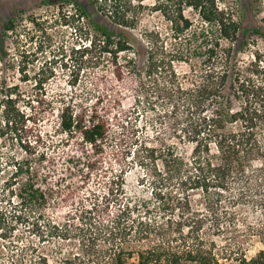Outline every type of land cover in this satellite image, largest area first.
Listing matches in <instances>:
<instances>
[{
	"label": "trees",
	"instance_id": "trees-1",
	"mask_svg": "<svg viewBox=\"0 0 264 264\" xmlns=\"http://www.w3.org/2000/svg\"><path fill=\"white\" fill-rule=\"evenodd\" d=\"M87 2L91 10L75 4L92 32L73 54L91 67V87L58 93L50 106L54 147L66 148L0 164L11 167L0 236L21 222L38 240L64 241L60 264H264V52L237 60L240 25L217 0H158L168 29L143 30L140 65L126 31L137 22L133 0ZM252 30L264 36L262 26ZM47 80L42 71L36 85ZM14 89L0 98L11 130L33 118L17 107ZM56 157L63 169L52 167ZM132 167L143 172L142 196L127 190ZM233 232L257 237L261 248L251 256L240 245L219 248L216 238ZM13 247L8 240L10 259ZM22 250L31 263L49 264L32 241Z\"/></svg>",
	"mask_w": 264,
	"mask_h": 264
},
{
	"label": "rangeland",
	"instance_id": "rangeland-1",
	"mask_svg": "<svg viewBox=\"0 0 264 264\" xmlns=\"http://www.w3.org/2000/svg\"><path fill=\"white\" fill-rule=\"evenodd\" d=\"M75 1L89 7L87 0H0V98L9 87H15L11 95L16 99L17 107L33 117L26 120L22 129L18 126L17 130H11L2 123L0 113L1 165L21 159L34 160L42 151L50 155L57 152L60 147H67L58 144L54 147L56 139L60 136L55 132L57 113L50 106L52 104L55 108L58 93L75 97L89 91L91 87V67L80 61L78 53L73 54V51L87 42V37L92 32L87 18L79 15ZM157 1L133 0L137 22L135 27L126 31L134 39L131 43L140 65L145 59L146 48L143 30L157 29L165 33L168 29V23L161 12L154 8ZM217 1L219 7L227 11L240 25L241 46L236 56L237 60L242 64L252 58L254 51L264 52V36L252 30L257 25L264 29V0ZM185 14L196 21V16L189 9H185ZM10 18L14 19L13 27L6 29L5 24ZM245 29L249 31L243 32ZM187 69L185 63H177L180 74L185 73ZM42 71L48 76V80L40 87L36 82ZM39 97L44 99L42 106L36 102ZM123 102L125 105L130 104V98ZM25 144L34 148L33 154L26 152ZM62 162L63 158L56 157L52 167L56 170L63 169ZM9 169L11 167L8 166L0 168V209L10 208L7 203V191L2 187L9 175ZM142 174L139 167H132L127 172V190L130 195L145 194L146 187L139 183ZM66 211V207L54 208L53 214L59 216ZM240 225L243 229L244 226ZM14 227L7 233V237L0 236V261L34 264L29 260L31 251L22 250L31 241L38 251L48 254L49 264H60L58 261V257H61L60 247L63 248L62 251L69 249L66 242H57L55 238L38 240L37 236L28 232L25 224L21 222ZM8 240H12L14 245L12 259L9 258L11 252L7 248ZM216 241L218 247L240 245L241 251L247 256L253 255L261 248L257 237H249L244 232H233L216 238ZM228 263L229 260L220 258V264Z\"/></svg>",
	"mask_w": 264,
	"mask_h": 264
}]
</instances>
